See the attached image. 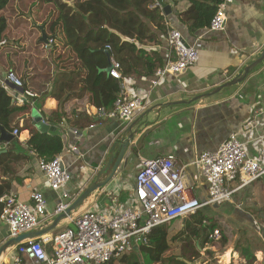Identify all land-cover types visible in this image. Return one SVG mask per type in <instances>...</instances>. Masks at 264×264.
Listing matches in <instances>:
<instances>
[{"label":"crops","instance_id":"crops-1","mask_svg":"<svg viewBox=\"0 0 264 264\" xmlns=\"http://www.w3.org/2000/svg\"><path fill=\"white\" fill-rule=\"evenodd\" d=\"M164 1L172 9L170 14H165L168 29L180 30L185 42L198 49L199 60L183 72L168 73L162 78L145 69L124 75L122 81L125 95L140 97L145 105V109L138 111L131 120L100 116L99 109L88 102L87 93L83 96L85 99L69 102L70 106L76 105L85 109L94 120L86 127H72L66 123L60 126L64 149L59 155L72 174L71 181L62 191L70 193L72 204L97 180L100 171L106 168L113 143L121 137L129 136L126 133L129 126L133 125L132 130L135 131L134 139L114 179L107 186L94 191L71 214L80 215L86 210L107 212L113 198L121 203L130 201L135 196L136 175L142 160L169 154L176 156L178 165L186 166V177L193 185V194L204 200L208 195L209 185L201 169L194 164L202 152L216 151L232 133H237L245 142L252 156H257L264 146V62L243 82L224 88L210 97L194 100L195 97L209 93L236 77L264 50V0H226L222 5L226 22L220 31L210 28L190 30L189 25L196 17V12L189 10L190 3L187 0H177L176 4L171 0ZM19 30L22 29L13 31L16 33ZM13 44L18 46L17 43ZM159 51L166 63L171 56L167 38ZM7 73L5 66L0 63V80L5 82L2 86L15 99L21 97L23 101L33 105L30 112L20 116L17 126H12L22 129L26 123L34 124V109L48 122L43 111L49 113L56 110L59 106L58 100L53 97L42 99L43 94L34 92L32 88L25 89L33 91L34 96H27L24 90L9 87L5 78ZM155 79L159 80L156 86L152 83ZM119 93L120 90L116 92L111 85L110 97H117ZM16 103L23 104L17 99ZM250 121L255 124L246 128ZM0 124L14 134L15 129L12 126L5 125L2 120ZM74 128L80 130L81 138L74 133ZM29 136L30 131L22 129L10 141L0 140V155L12 152L0 164V187L4 189V195L14 194L28 203L32 202L33 193L43 192L48 199V207L52 210L59 193L50 189L45 173L40 168L38 156L26 147ZM19 154L24 156L17 157ZM116 158L117 155L110 169L99 177V181L108 176ZM235 194L237 197L244 194L248 199L251 197L258 202L262 198L264 205V176L237 190L232 197ZM248 217L249 214L244 223L254 227L256 223L251 221L254 216ZM55 219V216L49 215L36 230L49 227ZM68 225L69 222L62 220L55 229L43 235L53 236ZM11 238L8 225L0 216V249ZM248 238L251 237H234L236 243L246 242ZM235 241L232 243L233 249L228 250L227 246V250H224L226 252L223 257L228 264H248L244 259H248L247 252L254 254L255 260L252 264H264L263 248H257L255 244L250 248L247 246L250 250L245 248L244 251V247L234 246ZM47 246L50 248V245ZM16 255L17 245L8 247L0 255V264H13Z\"/></svg>","mask_w":264,"mask_h":264},{"label":"trees","instance_id":"trees-1","mask_svg":"<svg viewBox=\"0 0 264 264\" xmlns=\"http://www.w3.org/2000/svg\"><path fill=\"white\" fill-rule=\"evenodd\" d=\"M187 1L189 10L196 12L189 25L192 31L209 28L214 15L226 2ZM171 2L176 4L177 0ZM166 18L156 0H0V63L7 72L22 73L25 88L43 94L42 99L53 97L59 102L56 110L43 111L45 119L56 127L54 130L42 133L35 124L22 126L30 131L26 147L39 159L50 160L61 154L64 149L61 124L86 127L94 121L82 107L69 105L71 100L85 99V93L88 102L97 108L113 107L116 96L110 97V87L113 85L117 92L120 84L106 71L111 63L107 44L112 45L123 76L140 69L155 74L165 64L159 48L169 32ZM34 22L45 24L48 52L45 43L39 41L41 34ZM14 29L22 30L14 33ZM36 51L42 55L39 59ZM32 107L27 101L17 104L0 80V121L9 127L17 126L20 116L30 112ZM16 128L19 132L22 130ZM11 154L9 151L0 155V164ZM3 195L4 189L0 187V198ZM2 211L0 201V214ZM207 221L210 224L211 219L202 209L198 210L187 217L184 234L188 239L214 240L210 239V234L217 227L209 225L205 233ZM170 224L155 227L146 242L104 264H188L172 252ZM247 253L246 257L254 261V254Z\"/></svg>","mask_w":264,"mask_h":264},{"label":"built area","instance_id":"built-area-1","mask_svg":"<svg viewBox=\"0 0 264 264\" xmlns=\"http://www.w3.org/2000/svg\"><path fill=\"white\" fill-rule=\"evenodd\" d=\"M226 13L221 6L214 15L210 29L223 30ZM52 40L50 39V42ZM167 43L171 56L156 70L159 78L168 73H180L199 60V51L188 45L178 29H170ZM111 55L110 76L120 84V93L111 109L98 108L100 116L119 117L131 120L135 114L145 109L140 97L126 96L121 64L113 54L111 44L106 45ZM6 81L19 88L24 94L34 96L25 89V84L13 71L6 74ZM153 85L159 80L155 79ZM4 85L5 82L2 81ZM23 103L21 97L16 98ZM248 122L246 128L252 127ZM81 138L82 133L74 128ZM14 134H19L15 129ZM194 164L201 169L207 181L208 195L200 200L193 194V185L187 180L185 167L177 164L176 156L169 154L144 159L136 175L135 196L121 203L112 199L107 212L83 211L80 215L68 214L65 219L70 225L53 236L25 238L17 245V255L13 264H104L125 252L132 251L139 243L146 242L150 232L157 226L172 223L195 214L209 205L220 204L232 198L233 194L264 176V146L257 156H252L237 133H232L216 151H204ZM41 170L54 192L59 193L54 209L43 192L32 194V202H24L14 194L0 198L3 203L1 219L8 225L10 236L18 237L36 230L50 216L65 213L72 205L70 193L62 191L72 179L61 155L53 159H39ZM211 238L220 236L216 229ZM50 245V248L47 246Z\"/></svg>","mask_w":264,"mask_h":264},{"label":"rangeland","instance_id":"rangeland-1","mask_svg":"<svg viewBox=\"0 0 264 264\" xmlns=\"http://www.w3.org/2000/svg\"><path fill=\"white\" fill-rule=\"evenodd\" d=\"M28 15L31 16L30 13ZM33 25L39 29L40 34V26L45 28L44 23L34 22ZM40 38L39 41H41ZM48 45V43H45L44 45L45 51L47 50V52L49 51ZM36 56L37 59L42 57L37 51ZM15 74L21 78L25 84L26 79L22 77V73ZM34 92L36 91L34 90ZM202 211L211 219L210 224H208L209 221L205 222L207 224L206 226H208L206 229L204 228L205 233L208 232L210 229L209 225L212 224H215L217 227L216 229L220 230L219 237L211 238L210 236V239H214L212 241L209 240L208 242H204L203 239L195 237H190L188 239V236L184 234L187 218L175 220L170 224L169 241L173 248L172 252L175 256L187 260L188 264H228L223 257L226 252H224V250H227V246L228 250L233 249L232 243L235 241L234 237H251L248 238L246 242L239 241L236 243L235 241V247L237 245L240 248H247V246L250 248L256 244L257 246L255 247L264 249V205L262 203V198L260 202H258L251 197L248 199L244 194L240 197H237L235 194L234 197L228 201L203 207ZM247 214H249L248 218L254 216L252 217V220L250 219L253 223H256L254 227L250 224L244 223L247 220L245 219ZM181 231L182 234L180 233ZM229 242L231 243L229 244ZM249 248L247 249L250 250ZM244 259L248 264L254 262L246 258ZM171 264L176 263L173 262Z\"/></svg>","mask_w":264,"mask_h":264},{"label":"water","instance_id":"water-1","mask_svg":"<svg viewBox=\"0 0 264 264\" xmlns=\"http://www.w3.org/2000/svg\"><path fill=\"white\" fill-rule=\"evenodd\" d=\"M158 4L162 7L163 12L168 15L171 13L172 9L171 6L169 4H167L164 0H157ZM41 28V38L40 40L44 43H48L49 42V37L45 32V28L43 26H40ZM111 60V59H110ZM264 62V50L248 65H246L244 67V69L233 79H231L230 81H227L226 83L216 87L214 90H212L209 93H206L204 95H200L194 98V100H198L204 97H210L213 94H216L217 92L221 91L224 88H230L234 85H237L241 82H243L247 76L252 73V71L259 66L261 63ZM112 65L110 63L109 67L106 69V71L109 73V71L111 70ZM8 86L13 88V89H17V90H24V88H19L17 86H15L13 83L7 82ZM32 115L34 117V124L36 126V128L42 132V133H47L50 130H54L56 127L50 125L48 122H46L43 119V116L36 110L34 109L32 112ZM134 126L131 125L127 128L126 133L129 134L128 137H121V139H118L117 141H115L110 149L109 155H108V162L106 164V168L102 169L99 173V176L97 177V180L94 181L79 197L78 199L67 209V211L65 213L60 214L59 216L56 217L54 223H52V225H50L49 227H46L44 229H39V230H33L27 233H24L22 235H19L18 237H12L9 241H7L2 248L0 249V255L1 253H3L8 247L10 246H16L18 245L22 240H24L25 238H34V237H38L40 235H43L53 229L56 228V226L58 225V223L60 221H62L63 219L66 218V216L68 214H71L73 210H75L78 206H80L85 200H87V198L96 190L101 189L105 186H107L112 179H114L115 174L120 166V163L123 160V157L125 156L128 148L130 147L134 136H135V131L132 130ZM0 132H1V136H0V140L1 141H10L13 138H15V134L9 132L3 125L0 124ZM117 155V158L115 160V163L111 169V171L109 172L108 176L104 179L99 181V177L105 173L107 170L110 169V165L114 159V157Z\"/></svg>","mask_w":264,"mask_h":264}]
</instances>
